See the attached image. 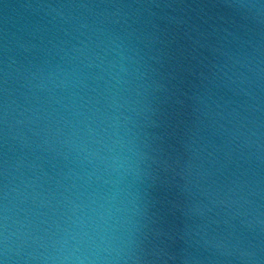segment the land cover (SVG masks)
Returning <instances> with one entry per match:
<instances>
[{
    "label": "water",
    "instance_id": "water-1",
    "mask_svg": "<svg viewBox=\"0 0 264 264\" xmlns=\"http://www.w3.org/2000/svg\"><path fill=\"white\" fill-rule=\"evenodd\" d=\"M72 94L127 144L116 264H264V0H0V189L78 190L45 143Z\"/></svg>",
    "mask_w": 264,
    "mask_h": 264
},
{
    "label": "clouds",
    "instance_id": "clouds-1",
    "mask_svg": "<svg viewBox=\"0 0 264 264\" xmlns=\"http://www.w3.org/2000/svg\"><path fill=\"white\" fill-rule=\"evenodd\" d=\"M62 83L77 85L71 77ZM70 99V118L56 121L45 143L58 144L65 160L82 170L70 169L65 177L78 190L53 203L35 179L6 169L0 189V264H116L130 242L135 205L120 187L131 161L119 117L96 108L85 111L75 94ZM93 178L112 190H89Z\"/></svg>",
    "mask_w": 264,
    "mask_h": 264
}]
</instances>
